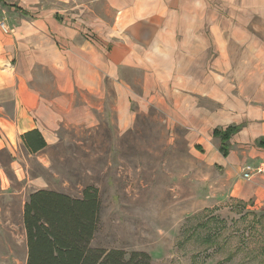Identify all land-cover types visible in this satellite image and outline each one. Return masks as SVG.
<instances>
[{"label":"crops","instance_id":"0c3cea01","mask_svg":"<svg viewBox=\"0 0 264 264\" xmlns=\"http://www.w3.org/2000/svg\"><path fill=\"white\" fill-rule=\"evenodd\" d=\"M0 20V148L155 110L264 208V173L241 177L264 161V0H0Z\"/></svg>","mask_w":264,"mask_h":264},{"label":"rangeland","instance_id":"374dc122","mask_svg":"<svg viewBox=\"0 0 264 264\" xmlns=\"http://www.w3.org/2000/svg\"><path fill=\"white\" fill-rule=\"evenodd\" d=\"M39 186L73 197L97 188L92 247L143 251L151 264H264V208L232 196L222 171L155 110L124 133L64 129L31 156L0 148V264H25L22 210Z\"/></svg>","mask_w":264,"mask_h":264},{"label":"trees","instance_id":"16d2710c","mask_svg":"<svg viewBox=\"0 0 264 264\" xmlns=\"http://www.w3.org/2000/svg\"><path fill=\"white\" fill-rule=\"evenodd\" d=\"M237 127L215 130L221 138L220 149ZM28 152L35 153L46 146L36 130L21 135ZM264 145V139L259 141ZM98 190L86 186L81 196L73 197L48 188L33 190L22 210L25 235V264H151L150 255L122 249L92 247L91 241L99 223Z\"/></svg>","mask_w":264,"mask_h":264},{"label":"built area","instance_id":"2783aa9c","mask_svg":"<svg viewBox=\"0 0 264 264\" xmlns=\"http://www.w3.org/2000/svg\"><path fill=\"white\" fill-rule=\"evenodd\" d=\"M0 29L4 33L10 31L4 20H0ZM254 173H264V161H261L256 165H244L241 167V177L245 180H250Z\"/></svg>","mask_w":264,"mask_h":264}]
</instances>
